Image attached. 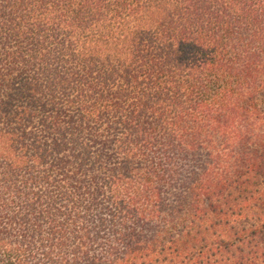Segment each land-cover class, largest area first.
<instances>
[{
  "label": "trees",
  "instance_id": "obj_1",
  "mask_svg": "<svg viewBox=\"0 0 264 264\" xmlns=\"http://www.w3.org/2000/svg\"><path fill=\"white\" fill-rule=\"evenodd\" d=\"M0 264H264V0H0Z\"/></svg>",
  "mask_w": 264,
  "mask_h": 264
}]
</instances>
